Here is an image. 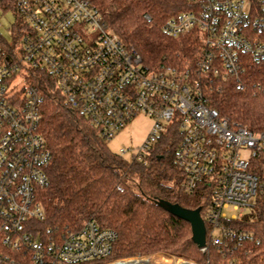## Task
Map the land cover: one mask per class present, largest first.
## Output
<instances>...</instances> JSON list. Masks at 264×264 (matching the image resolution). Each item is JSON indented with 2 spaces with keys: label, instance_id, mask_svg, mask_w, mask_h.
Listing matches in <instances>:
<instances>
[{
  "label": "built area",
  "instance_id": "1",
  "mask_svg": "<svg viewBox=\"0 0 264 264\" xmlns=\"http://www.w3.org/2000/svg\"><path fill=\"white\" fill-rule=\"evenodd\" d=\"M177 1L180 8L163 30L197 46L179 63L155 69L107 28L91 0H0L18 30L0 54V264H88L110 259L117 239L93 219L60 243L36 229L34 222L45 218L38 191L48 185L52 161L40 130L37 72L47 73L106 141L136 116L151 117L152 130L130 161L146 163L160 135L176 125L182 189L202 188L210 196L206 241L253 240L226 227L224 210L234 208L238 214L230 220L239 219L264 194V132L230 122L212 100L229 86L246 91L251 67L264 69V0ZM128 151L118 155L126 158ZM207 249L206 242L201 250ZM124 261L130 260L110 264Z\"/></svg>",
  "mask_w": 264,
  "mask_h": 264
},
{
  "label": "trees",
  "instance_id": "2",
  "mask_svg": "<svg viewBox=\"0 0 264 264\" xmlns=\"http://www.w3.org/2000/svg\"><path fill=\"white\" fill-rule=\"evenodd\" d=\"M91 2L107 28L155 69L179 63L181 54L189 56L197 46L191 37L173 38L163 30L180 8L177 0ZM11 43L0 34V54L8 52ZM249 77L246 91L226 87L213 96L212 106L230 122L264 132V69L252 66ZM32 82L43 95L40 130L52 154L48 185L38 191L45 218L34 222L42 238L60 243L93 219L117 234L113 260L166 254L197 264H264V194L241 218L225 220L227 228L251 233L253 240L235 235L216 245L207 237L208 249L202 251L192 241L191 225L155 203L163 199L188 209L200 207L204 218L210 202L202 188L192 194L182 189L183 173L176 161L181 135L176 125L160 135L146 163L130 161L109 149L89 120L65 102L47 73L37 72ZM110 259L88 264H107Z\"/></svg>",
  "mask_w": 264,
  "mask_h": 264
},
{
  "label": "rangeland",
  "instance_id": "3",
  "mask_svg": "<svg viewBox=\"0 0 264 264\" xmlns=\"http://www.w3.org/2000/svg\"><path fill=\"white\" fill-rule=\"evenodd\" d=\"M16 18L12 12L0 9V34H2L8 41H12L14 34L13 25L15 24ZM154 121L151 117L146 115H138L131 122H129L122 131L117 133L112 140L107 141L109 149L118 154L121 148L128 149L126 156L129 159L132 153H135L147 140L149 133L152 130ZM206 199L203 200L205 204ZM208 208V207H207ZM207 210V209H206ZM206 212V211H205ZM225 215L228 219H231L234 215H237V211L230 207L224 210ZM216 234H220L219 230L215 231ZM138 260L148 261L149 264H183L184 261H189L176 256H170L166 254H156L149 257H135ZM129 258L128 260H130ZM127 260V259H124ZM113 259H110L107 264H110ZM197 264L194 261H189Z\"/></svg>",
  "mask_w": 264,
  "mask_h": 264
},
{
  "label": "water",
  "instance_id": "4",
  "mask_svg": "<svg viewBox=\"0 0 264 264\" xmlns=\"http://www.w3.org/2000/svg\"><path fill=\"white\" fill-rule=\"evenodd\" d=\"M155 203L171 215L188 222L191 225L192 241L197 245L199 249H203L206 247L207 229L205 221L201 214L202 208L199 207L197 209H188L182 207L179 204H174L163 199H155ZM183 264L195 263L184 261Z\"/></svg>",
  "mask_w": 264,
  "mask_h": 264
},
{
  "label": "bare ground",
  "instance_id": "5",
  "mask_svg": "<svg viewBox=\"0 0 264 264\" xmlns=\"http://www.w3.org/2000/svg\"><path fill=\"white\" fill-rule=\"evenodd\" d=\"M119 264H149V262L141 259V260L124 261V262H120Z\"/></svg>",
  "mask_w": 264,
  "mask_h": 264
}]
</instances>
